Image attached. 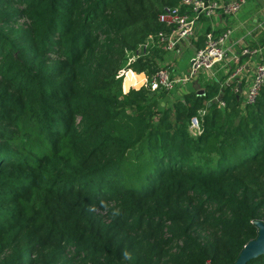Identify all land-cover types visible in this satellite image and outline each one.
Wrapping results in <instances>:
<instances>
[{"label": "trees", "instance_id": "obj_1", "mask_svg": "<svg viewBox=\"0 0 264 264\" xmlns=\"http://www.w3.org/2000/svg\"><path fill=\"white\" fill-rule=\"evenodd\" d=\"M180 1L0 0V264H234L257 237L264 86L245 104L222 70L171 109L119 76L167 66L125 63Z\"/></svg>", "mask_w": 264, "mask_h": 264}, {"label": "built area", "instance_id": "obj_2", "mask_svg": "<svg viewBox=\"0 0 264 264\" xmlns=\"http://www.w3.org/2000/svg\"><path fill=\"white\" fill-rule=\"evenodd\" d=\"M244 2L245 0H181L175 6L165 7L159 13L158 20L168 27V31L160 30L157 34L148 36L133 52L127 54L126 64L145 59L155 47L160 48L164 53L179 55L187 40L196 41L203 23L207 21L209 28L205 30L203 44L197 47L190 57L188 69L175 76L169 72L167 67L159 66L151 74L150 79L141 72L145 76L143 85H148L154 91H168L174 89L176 85L187 84L202 74H206L211 81L217 80L219 71L223 70L227 74L226 82L234 80L238 82V88L235 90L239 91L243 103H253L264 86V61L262 60L264 26L261 27L263 32L261 44L245 43L240 45V49L236 51L233 49L234 43L232 44L233 28L225 24L217 30L218 28L214 25V21H217L220 16L226 17L227 20L235 17L241 11ZM247 57L256 60L254 65L249 64ZM247 71L251 73V80L245 87L241 83ZM129 72L134 75L139 74L126 66L122 68L119 76L122 77L123 86H125V79ZM135 83L136 81L131 84L135 85ZM214 101L224 106V101L216 96ZM204 113L205 109H201L190 117L189 129L192 133L200 132V118Z\"/></svg>", "mask_w": 264, "mask_h": 264}, {"label": "rangeland", "instance_id": "obj_3", "mask_svg": "<svg viewBox=\"0 0 264 264\" xmlns=\"http://www.w3.org/2000/svg\"><path fill=\"white\" fill-rule=\"evenodd\" d=\"M264 8V0H245L243 7L241 9V11L234 17L231 18V20H227L226 17H222L220 16L219 19L217 21H215V26L219 27V25H221V21H225L223 25H229L231 27H235L237 24H242L243 27H240L241 29H244V31H247L249 29L250 32L246 33L244 38L247 39L248 37L251 38L253 37L255 34H259L260 30H257L258 28L261 29V27L264 26V20L261 21L262 19V14H259V11ZM217 22V23H216ZM251 24L255 25L254 29L252 28L251 30ZM257 24V25H256ZM207 25L203 23L202 29ZM202 31V30H201ZM189 40H187V44L188 46L186 47L185 44L182 48V51L179 55H176L175 53H164V63L168 62V63H174L176 61V63H178V65L173 69V71L168 68L169 72H172L175 76L179 73L184 71L185 67L187 65H189L188 60L190 59V57L193 55V52L195 51V47H196V42L192 41V43L188 42ZM246 43H252V41L246 42ZM235 50H239L240 49V45H235L234 46ZM126 64V63H125ZM167 67V66H166ZM188 68V67H187ZM221 71H219L218 75L221 74ZM135 75L131 72H129L127 74V78L125 79V87H128L132 82H134ZM200 81L198 82L196 87L193 88H198L199 85L201 83H204L207 79L205 75H201L200 77ZM193 85V84H191ZM183 86V85H181ZM190 89V88H188ZM186 90V86L182 87V91ZM200 93L201 91H203L202 89L198 90ZM181 92L179 91V86L174 87V89L172 90H166L162 96L159 97V100L161 101V103L163 104L164 108H171L172 109V105L174 100H176L177 98L181 97Z\"/></svg>", "mask_w": 264, "mask_h": 264}, {"label": "crops", "instance_id": "obj_4", "mask_svg": "<svg viewBox=\"0 0 264 264\" xmlns=\"http://www.w3.org/2000/svg\"><path fill=\"white\" fill-rule=\"evenodd\" d=\"M263 12V14L261 15L262 16V19H261V21L262 20H264V8H263V10L261 9L260 11H259V14H261V13ZM219 19V18H218ZM217 19V20H218ZM218 22V21H217ZM216 22V23H217ZM224 22L225 21H221L220 23H221V25H219V27L220 26H222L223 24H224ZM214 25H215V21H214ZM257 25V24H256ZM251 30H252V28L254 29V27H255V25H252L251 24ZM219 27H217L218 29H219ZM240 27H243V25L241 24H237L234 28H233V36H232V44L234 43V46L235 45H243V44H245L246 42H249V41H252L253 42V40H255L256 38H257V34H255L253 37H251V38H247V39H245L244 37L245 36H247V35H245L246 33H248V32H250L249 31V29L247 30V31H244V29H241ZM189 43H192V41H191V39L188 41ZM186 43V42H185ZM250 44V43H249ZM185 46L187 47L188 46V44L186 43L185 44ZM234 46H233V49L235 50V48H234ZM196 48V47H195ZM238 50V49H237ZM236 50V51H237ZM194 53V52H193ZM246 60H248L249 61V64L250 65H254V63H255V59L254 58H252V57H247L246 58ZM188 62H189V60H188ZM166 65H167V68H170L172 71H173V69L178 65V63H176V61L174 62V63H168V62H166L165 63ZM188 65L185 67V69H184V71H182V72H185L188 68ZM179 73H181V72H179ZM178 73V74H179ZM171 74L172 75H174L172 72H171ZM246 75H245V77H244V86L246 87L247 85H249V83H250V76H251V73L249 72V71H247L246 73H245ZM202 75H205L206 76V74H202ZM201 77V76H200ZM200 77L199 78H197V79H195V80H193V81H191V82H189V83H187V84H185V85H183V86H181V85H178L179 86V91L181 92V94L182 93H184L185 91H193V90H195L196 88H193V87H196L197 86V84H198V82L201 80L200 79ZM206 79H208V77L206 76ZM134 80L136 81V83H135V85H132V84H130L128 87H125L124 86V89H125V91H127L128 89H130V87H134V88H137L138 86L140 87L141 85H143L144 84V80H145V76L143 75V74H141V73H139V74H135V78H134ZM191 84H193V85H191ZM184 86H186V90L185 91H182V87H184ZM188 88H190V89H188ZM199 91H197V93H198ZM199 94V93H198Z\"/></svg>", "mask_w": 264, "mask_h": 264}, {"label": "water", "instance_id": "obj_5", "mask_svg": "<svg viewBox=\"0 0 264 264\" xmlns=\"http://www.w3.org/2000/svg\"><path fill=\"white\" fill-rule=\"evenodd\" d=\"M254 223L258 227L257 237L244 245L234 264H245L248 259L256 257L264 251V224L261 221Z\"/></svg>", "mask_w": 264, "mask_h": 264}]
</instances>
